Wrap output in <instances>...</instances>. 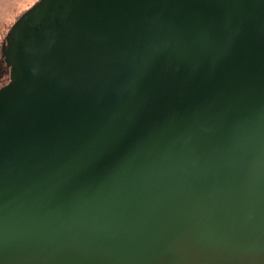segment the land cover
<instances>
[{"label": "water", "instance_id": "water-1", "mask_svg": "<svg viewBox=\"0 0 264 264\" xmlns=\"http://www.w3.org/2000/svg\"><path fill=\"white\" fill-rule=\"evenodd\" d=\"M1 57L0 264H264V0H37Z\"/></svg>", "mask_w": 264, "mask_h": 264}, {"label": "rangeland", "instance_id": "rangeland-1", "mask_svg": "<svg viewBox=\"0 0 264 264\" xmlns=\"http://www.w3.org/2000/svg\"><path fill=\"white\" fill-rule=\"evenodd\" d=\"M35 1L37 0H0V84L8 79V73L1 57L4 37L14 20Z\"/></svg>", "mask_w": 264, "mask_h": 264}, {"label": "flooded vegetation", "instance_id": "flooded-vegetation-1", "mask_svg": "<svg viewBox=\"0 0 264 264\" xmlns=\"http://www.w3.org/2000/svg\"><path fill=\"white\" fill-rule=\"evenodd\" d=\"M2 61H3V60H2ZM4 66H5V65H4ZM5 69H6V68H5ZM6 70H7V69H6ZM2 71H3V70H2ZM7 71H8V70H7ZM4 83H5V82H4ZM4 83H3V84H4ZM1 85H2V84H0V86H1Z\"/></svg>", "mask_w": 264, "mask_h": 264}]
</instances>
